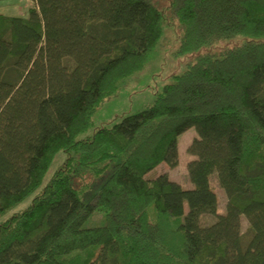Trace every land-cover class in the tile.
<instances>
[{
	"label": "trees",
	"instance_id": "trees-1",
	"mask_svg": "<svg viewBox=\"0 0 264 264\" xmlns=\"http://www.w3.org/2000/svg\"><path fill=\"white\" fill-rule=\"evenodd\" d=\"M167 6L177 56L245 40L196 54L150 106L86 137L96 111L159 46L157 1L30 0L26 16L0 13V216L68 155L31 204L0 223V264H264V0ZM191 127L193 188L167 173L146 178L161 163L177 166L178 137ZM96 211L103 224L87 227Z\"/></svg>",
	"mask_w": 264,
	"mask_h": 264
},
{
	"label": "rangeland",
	"instance_id": "rangeland-1",
	"mask_svg": "<svg viewBox=\"0 0 264 264\" xmlns=\"http://www.w3.org/2000/svg\"><path fill=\"white\" fill-rule=\"evenodd\" d=\"M164 14L163 19V38L159 46L149 57L145 68L133 76L122 88L114 95L109 97L105 103L96 111L93 117V125L83 133L80 137L92 135L101 127H109L120 122L124 117L135 114L147 106H150L156 96L162 92L164 86L170 83L175 75L181 74L186 70L187 64L195 59L196 54L213 52L219 53L225 48H231L241 44L245 39L236 37L230 40H223L213 45L200 50L198 53H191L183 56H177L176 52L180 44V32L176 23H171L168 16V1L156 0ZM19 5L23 0H18ZM22 7V6H21ZM8 15L26 16L28 14L27 7L17 11H0ZM197 136L194 127L187 129L178 137V164L176 167H171L167 163H161L156 168L146 174V178L154 179L160 174L167 173L169 177L179 182L184 188H193L188 174V163L195 157L188 151V147L192 140ZM66 152L61 151L55 157L47 172L43 184L37 192L28 196L24 201L5 212L0 216V223L12 216L13 213L24 210L29 206L36 194L46 185L56 169L62 166L67 160ZM92 181L89 175L84 178H77V187L88 184ZM211 185L218 196V211L219 213L226 212L227 196L224 189L220 186L217 172L211 176ZM150 215L155 218V210L151 207ZM202 225H211L215 222L216 217L213 215H204ZM104 222V213L96 211L91 218L86 222L87 227L100 226ZM241 232L243 234L244 245L248 244L251 235V229L248 220L243 216L241 220Z\"/></svg>",
	"mask_w": 264,
	"mask_h": 264
},
{
	"label": "crops",
	"instance_id": "crops-1",
	"mask_svg": "<svg viewBox=\"0 0 264 264\" xmlns=\"http://www.w3.org/2000/svg\"><path fill=\"white\" fill-rule=\"evenodd\" d=\"M19 4L18 0H0V11H17L20 10V8L23 9L24 7H27L28 10L30 0H23V3H21V5Z\"/></svg>",
	"mask_w": 264,
	"mask_h": 264
}]
</instances>
